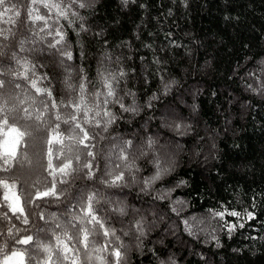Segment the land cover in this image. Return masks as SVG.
<instances>
[{"label":"trees","instance_id":"16d2710c","mask_svg":"<svg viewBox=\"0 0 264 264\" xmlns=\"http://www.w3.org/2000/svg\"><path fill=\"white\" fill-rule=\"evenodd\" d=\"M263 60L264 0H0V264H264Z\"/></svg>","mask_w":264,"mask_h":264},{"label":"rangeland","instance_id":"374dc122","mask_svg":"<svg viewBox=\"0 0 264 264\" xmlns=\"http://www.w3.org/2000/svg\"><path fill=\"white\" fill-rule=\"evenodd\" d=\"M63 65V64H62ZM261 65H262V69H264V60L261 62ZM64 67V66H63ZM65 70V69H64ZM167 117V116H165ZM169 119H173L174 118V115L173 114H170ZM166 119V118H165ZM157 143V142H156ZM18 144H19V134L18 132L15 130V129H9L7 132H6V136H5V139L3 141V147L6 151H15L18 147ZM162 151L166 157L167 160L169 161H174V159L171 160V153H169V151L167 150L166 147H162L161 148V145L159 144V151ZM173 165V164H172ZM154 166H155V169L158 170L159 167H158V164L156 162H154ZM173 167V166H172ZM168 170V168H166V171ZM27 172V176H33L34 172H35V169L30 166L29 167V170L26 171ZM160 177V175L158 174H155V179H158ZM136 182V180H135ZM148 187L146 186L144 189L145 190H148L147 189ZM10 196H11V199L12 201L14 202V204L18 205L20 204L21 202V199L20 197L15 193V191H11L10 192ZM116 201V202H115ZM115 201H113V206L115 209L118 207V200L115 199ZM115 204V205H114ZM114 209V210H115ZM142 211V210H140ZM164 220H166V216L165 215H161L160 216V222L159 223H162ZM157 225V223H155ZM195 228H194V233H197V231H199V227L197 228V226L199 225L198 223H195ZM173 261L172 259L169 260V264H173L174 262H171ZM5 264H24V257H23V253L21 251H16L15 253L11 254L5 261Z\"/></svg>","mask_w":264,"mask_h":264}]
</instances>
